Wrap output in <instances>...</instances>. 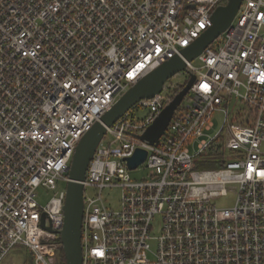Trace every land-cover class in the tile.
I'll return each mask as SVG.
<instances>
[{"label":"built area","instance_id":"1","mask_svg":"<svg viewBox=\"0 0 264 264\" xmlns=\"http://www.w3.org/2000/svg\"><path fill=\"white\" fill-rule=\"evenodd\" d=\"M224 1L0 0V264L16 246L56 263L78 141ZM220 35L186 62L187 102L154 143L140 135L170 101L166 82L133 106L141 119L128 111L105 127L81 181L82 264H264V0H241ZM232 98L244 107L230 111ZM137 149L146 157L130 169ZM39 186L59 190L45 206ZM104 190L119 192L115 208ZM229 193L233 204L217 206Z\"/></svg>","mask_w":264,"mask_h":264},{"label":"water","instance_id":"2","mask_svg":"<svg viewBox=\"0 0 264 264\" xmlns=\"http://www.w3.org/2000/svg\"><path fill=\"white\" fill-rule=\"evenodd\" d=\"M241 0H227L224 5L217 6L211 14V25L195 38L186 48H182L180 55H175L146 73L138 81L124 91L115 103L91 125L83 134L73 152L66 183L65 200L62 206L63 225L59 230L61 249L65 264H82L81 224L83 216V184L88 163L99 140L105 132L106 126H111L118 118L140 100L152 98L159 93L163 84L175 74L186 71V62H191L211 44L230 24L240 7ZM195 76L189 78L174 97L160 110L154 121L148 126L140 138L154 143L163 133L173 111L187 92ZM126 159L128 167H137L146 157V151L137 149ZM44 214H42V220Z\"/></svg>","mask_w":264,"mask_h":264},{"label":"rangeland","instance_id":"3","mask_svg":"<svg viewBox=\"0 0 264 264\" xmlns=\"http://www.w3.org/2000/svg\"><path fill=\"white\" fill-rule=\"evenodd\" d=\"M222 39H223L222 35L216 37V39L213 42V45L216 46V45L220 44ZM193 63L196 65L199 64L198 60H196V59L193 61ZM188 78H189V75L184 71H181V72L175 74L168 81H166L165 86L170 87V90H167L166 92H168V93H170V95H172L173 91L176 90V88L178 86L183 85L188 80ZM186 102H187V97H184L183 103L186 104ZM243 107H244V105L241 102H238L237 100H235V98H232L230 101V104L228 106V109L230 111H234L236 109L239 110ZM130 110L131 111L128 112L127 116L129 118H132V120L141 119L146 114V111H147L145 109L136 108V107H133ZM212 121L214 122V127L211 130V132L209 133L210 136L217 133V131L220 129L222 122H223L222 112H220V111L214 112L212 115ZM195 141L197 142V140H195ZM190 150L192 153L194 152V150H192V148ZM207 168H217V166H215V167L207 166ZM146 173H147L146 169H144L143 167H139L138 169L130 171V176L132 178H134V180H135V179H140V178L144 177L146 175ZM62 188H65V186L60 184L58 189H62ZM57 191H59V190H51L47 187L39 186L35 191V198L40 205L45 206L53 196L57 195ZM87 194L88 195H94V192L90 189L89 190L87 189ZM102 196H103L105 203L108 207L115 208L117 206V203L119 200V192L118 191H116V190H113V191L104 190L102 193ZM233 202H234V194L233 193H229L228 196L218 198L215 201L216 205L220 206V207L231 206L233 204ZM153 233H154V235L157 234L156 230ZM59 260L60 259H59V250H58L57 261L55 264H59ZM2 263L3 264H33V255L27 248L22 247V246H16L5 257V259L2 261Z\"/></svg>","mask_w":264,"mask_h":264},{"label":"trees","instance_id":"4","mask_svg":"<svg viewBox=\"0 0 264 264\" xmlns=\"http://www.w3.org/2000/svg\"><path fill=\"white\" fill-rule=\"evenodd\" d=\"M227 0H225L224 2H226ZM186 83V82H185ZM184 83V84H185ZM184 84L183 85H181V86H178L177 88H176V90H174L173 91V93H172V95L170 96V100L174 97V94H176V93H178L179 92V90H181L182 89V87L184 86ZM218 153H220L218 150H217V152H216V154H218ZM209 154H211V153H209ZM208 154V155H209ZM214 157V156H213ZM219 163L217 162V161H214V160H212L211 162L209 161V162H207V163H204L203 165H201V167L202 168H207V166H213V167H215V166H219L218 165ZM59 264H65V258H64V254H63V251H62V249H59Z\"/></svg>","mask_w":264,"mask_h":264}]
</instances>
